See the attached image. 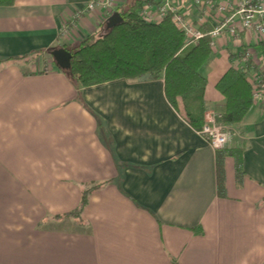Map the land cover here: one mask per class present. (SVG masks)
<instances>
[{
  "label": "crops",
  "instance_id": "obj_1",
  "mask_svg": "<svg viewBox=\"0 0 264 264\" xmlns=\"http://www.w3.org/2000/svg\"><path fill=\"white\" fill-rule=\"evenodd\" d=\"M98 2L0 6V60L11 58L0 62V264H264V100L225 125L226 146L244 147L243 173L227 156L218 195L216 150L170 105L162 79L77 88L53 62L47 50L97 32L127 0ZM260 41L253 31L215 40L205 119L225 109L215 84L239 66L229 55L255 59ZM87 183L100 185L81 217L55 218Z\"/></svg>",
  "mask_w": 264,
  "mask_h": 264
},
{
  "label": "trees",
  "instance_id": "obj_2",
  "mask_svg": "<svg viewBox=\"0 0 264 264\" xmlns=\"http://www.w3.org/2000/svg\"><path fill=\"white\" fill-rule=\"evenodd\" d=\"M15 2L0 0V6H12ZM157 3L154 0H127L117 10L123 17L121 23L108 29L104 22L97 32L65 47L72 55L71 66L61 71L77 88L120 78L129 81L144 76L150 80L162 79L167 101L184 121L200 132L206 123L207 111L204 98L207 79L202 70L213 56L211 37L205 35L195 43H186L183 32L169 15L157 22L145 20L143 6ZM208 26V29L211 28L210 24ZM249 47L253 48L255 59L249 56L244 60V55L240 53L230 54V61L238 60L239 66L229 67L215 84L225 99L224 111L214 118L217 124L238 125L252 107L254 88L248 73L254 74L256 87L264 91V41ZM10 59H1L0 62ZM243 149L242 146H226L216 150L218 195L225 194L224 161L227 156L233 157L237 176L242 175ZM99 185L83 184L77 207L55 218H80L91 193Z\"/></svg>",
  "mask_w": 264,
  "mask_h": 264
},
{
  "label": "built area",
  "instance_id": "obj_3",
  "mask_svg": "<svg viewBox=\"0 0 264 264\" xmlns=\"http://www.w3.org/2000/svg\"><path fill=\"white\" fill-rule=\"evenodd\" d=\"M114 0H99L101 7L107 8ZM157 4L143 6L142 16L150 22H157L169 15L175 26L181 30L186 43H195L205 35L211 37V46L223 35L236 37L244 31H253L264 36V0H157ZM96 3L91 1L86 9L92 10ZM196 14L192 16L193 12ZM208 24L211 25V28ZM205 27V30L203 29ZM245 58L252 55L251 50L242 52ZM253 84L254 100H264V91ZM215 117L206 118L200 134L214 149H222L229 140L225 126L217 124Z\"/></svg>",
  "mask_w": 264,
  "mask_h": 264
},
{
  "label": "water",
  "instance_id": "obj_4",
  "mask_svg": "<svg viewBox=\"0 0 264 264\" xmlns=\"http://www.w3.org/2000/svg\"><path fill=\"white\" fill-rule=\"evenodd\" d=\"M123 21L122 15L114 11L105 21L106 28H112ZM53 62L62 70H67L71 66V53L64 47H56L50 51Z\"/></svg>",
  "mask_w": 264,
  "mask_h": 264
},
{
  "label": "rangeland",
  "instance_id": "obj_5",
  "mask_svg": "<svg viewBox=\"0 0 264 264\" xmlns=\"http://www.w3.org/2000/svg\"><path fill=\"white\" fill-rule=\"evenodd\" d=\"M155 1H157V0H155ZM190 45H192V44H190ZM225 128H226V127H225ZM226 130H227L228 132H230L229 134H230V138H231V137H232L231 130H230V129L228 130L227 128H226ZM231 140H233V139H231ZM228 142H229V140H228ZM228 142H227V144H228ZM229 143H230V142H229ZM227 144H226V145H227ZM226 145H225L224 147H226ZM224 147H223V148H224Z\"/></svg>",
  "mask_w": 264,
  "mask_h": 264
}]
</instances>
